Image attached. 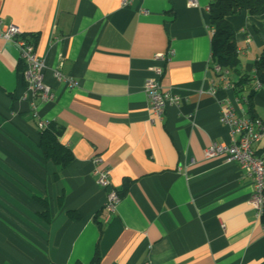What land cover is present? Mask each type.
<instances>
[{"label": "crops", "instance_id": "0c3cea01", "mask_svg": "<svg viewBox=\"0 0 264 264\" xmlns=\"http://www.w3.org/2000/svg\"><path fill=\"white\" fill-rule=\"evenodd\" d=\"M214 1L0 0V28L16 26L30 39L53 96L21 100L18 52L0 40V264H89L96 248L98 264H264V228L247 205L251 180L225 155L204 158L211 144L231 143L220 108L247 114L230 80L212 71ZM231 23L239 74L228 78L238 82L254 77L264 15ZM169 50L159 83L180 103L152 124L144 83L160 66L154 57ZM55 69L75 87L56 81ZM252 106L264 123L262 88ZM38 122L62 127L58 140L73 158L65 169L44 160ZM96 156L114 189L130 182L107 222Z\"/></svg>", "mask_w": 264, "mask_h": 264}, {"label": "built area", "instance_id": "2783aa9c", "mask_svg": "<svg viewBox=\"0 0 264 264\" xmlns=\"http://www.w3.org/2000/svg\"><path fill=\"white\" fill-rule=\"evenodd\" d=\"M128 2L129 0H123L122 4L126 5ZM197 5L198 0H187L188 7L194 8ZM211 33L210 31V36ZM0 40L13 44L18 52L19 63L24 67L23 77L27 87L21 100L25 101L28 99V95H31L33 100H39L41 103L51 101L53 98L51 90L43 83L46 66L35 53L34 45L30 39L18 27L8 26L0 28ZM173 55V52L170 50L166 53L157 54L154 60L160 66L152 68L154 78L144 83V93L148 102L149 121L152 124L163 122L167 106L171 104L178 105L180 103L179 99L165 92L159 83L164 72V66L168 64ZM212 71L218 81L227 80L228 72L222 73L220 68L213 64ZM52 72L56 81L65 82L69 89L75 87V82L70 78L64 77L57 69ZM225 85L227 89L235 90L231 82L226 81ZM248 89L256 92L260 89V86L254 84ZM236 100L240 102L238 98ZM243 102H246L245 97H243ZM31 106L32 112L35 113L36 107L33 102ZM219 121L228 129L231 143L229 145L211 144L204 151V158L212 159L225 155L229 163H235L243 170L253 185V192L247 205L260 218L264 209V123L259 119H251L243 111L237 114L229 105L220 108ZM47 126L46 123L38 122L37 130L43 131ZM260 145H263L261 148L263 152L257 150V147ZM92 163L94 165L96 184L107 191L106 203L103 208L106 214L105 221L107 222L116 213L121 197L119 192L112 187L110 170L104 165L103 159L100 156H96L92 159Z\"/></svg>", "mask_w": 264, "mask_h": 264}, {"label": "trees", "instance_id": "16d2710c", "mask_svg": "<svg viewBox=\"0 0 264 264\" xmlns=\"http://www.w3.org/2000/svg\"><path fill=\"white\" fill-rule=\"evenodd\" d=\"M246 14L251 17H261L264 15V0H215L208 10V21L211 33L210 36V53L212 64L218 66L222 73L228 72V77L231 74H239V53L237 49L235 30L231 23V18ZM24 67L19 63L17 77L18 83L26 90V83L23 77ZM227 77V80L231 81ZM229 81V82H230ZM235 94L240 102L246 107L247 116L251 119H257L254 115L252 99L255 91L248 88L254 84H258L264 89V49L260 54L254 66V77L249 78L245 75L240 76L238 82H232ZM247 90V91H245ZM246 93V94H245ZM244 94L246 96H244ZM245 97L246 102H243ZM39 133V149L46 162L54 164L59 170L65 169L73 160L68 149L63 147L58 138L62 135V127L49 124L43 131ZM54 179H58V175H54ZM130 186L129 181L123 184L122 192H119L120 197H123ZM44 212L40 214L41 218L46 222L49 221V215L44 204ZM70 219H77L78 216L73 213H68ZM261 225L264 228V209L259 218ZM100 261L98 248L95 249L92 260L89 264H98Z\"/></svg>", "mask_w": 264, "mask_h": 264}, {"label": "rangeland", "instance_id": "374dc122", "mask_svg": "<svg viewBox=\"0 0 264 264\" xmlns=\"http://www.w3.org/2000/svg\"><path fill=\"white\" fill-rule=\"evenodd\" d=\"M264 90V89H263Z\"/></svg>", "mask_w": 264, "mask_h": 264}]
</instances>
